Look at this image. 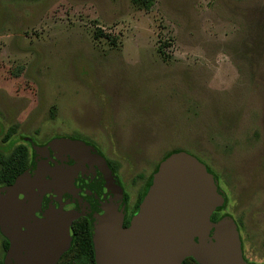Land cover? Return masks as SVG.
<instances>
[{
    "label": "rangeland",
    "instance_id": "374dc122",
    "mask_svg": "<svg viewBox=\"0 0 264 264\" xmlns=\"http://www.w3.org/2000/svg\"><path fill=\"white\" fill-rule=\"evenodd\" d=\"M58 136L114 162L130 205L169 152L198 156L264 264V0H0V147Z\"/></svg>",
    "mask_w": 264,
    "mask_h": 264
},
{
    "label": "water",
    "instance_id": "95a60500",
    "mask_svg": "<svg viewBox=\"0 0 264 264\" xmlns=\"http://www.w3.org/2000/svg\"><path fill=\"white\" fill-rule=\"evenodd\" d=\"M27 140L31 164L0 187V228L10 242L4 264H58L81 217L91 224L96 264H182L188 257L255 264L244 257L234 218L213 220L226 195L194 154L175 150L160 162L125 226V192L102 153L75 137Z\"/></svg>",
    "mask_w": 264,
    "mask_h": 264
},
{
    "label": "trees",
    "instance_id": "16d2710c",
    "mask_svg": "<svg viewBox=\"0 0 264 264\" xmlns=\"http://www.w3.org/2000/svg\"><path fill=\"white\" fill-rule=\"evenodd\" d=\"M134 1L135 2H141V1H145V0H134ZM15 131H16L15 128H11L9 130V132L6 134V136L4 137V140H8L15 133ZM83 141H85V140H83ZM87 143H89V142H87ZM175 150H181V149H175ZM175 150H173V151H175ZM97 152L102 153L99 149H97ZM171 152H169V153H171ZM167 155H165L163 157V159L166 158ZM32 159H33L32 145L28 142L26 144L21 143L18 145H13V147L11 146V148L7 149V150L0 147V187L13 183L15 181V179L17 178V176L19 174H21L26 168L29 167V165L32 162ZM106 161L108 163V166L113 171V173L116 174V176H117V173H116V171L118 169L117 165L114 162L109 161L108 159H106ZM159 164H160V162H159ZM158 165H157V167H158ZM218 180H219V186L225 192L226 202H225V205L221 209H218L213 213L212 218L214 221H218V220H220L226 216L233 217L235 220L236 229L240 233V237H241L243 249H244L245 248V239H244V236L242 233L241 223L228 210V206L230 204V198L228 197V194H227L225 188L222 187L219 177H218ZM148 190H149V184L147 183L145 185L144 189L142 190L140 196H139L138 202L136 204V209H139L140 203L142 202L144 196L147 194ZM124 195H125V200L127 202L128 201V195L126 193ZM73 227H74V234H73L72 246L63 255V257L61 258V260L59 261L58 264H60L62 259L67 254H70L76 248H79L80 246L82 248L83 253L87 254L91 258L93 264H96L94 243L92 240L91 224H90L89 219L87 217H81L78 220L74 221ZM0 235L2 236V246L4 249V255L0 258V264H4V257H5V254L9 248V246H10V242L7 239V237L2 233L1 228H0ZM245 259L247 260V258H245ZM188 260H192L195 264H199L196 261V259L193 257L186 258L182 264H186ZM247 261H249V260H247ZM252 263H255V262H252ZM255 264H258V263H255Z\"/></svg>",
    "mask_w": 264,
    "mask_h": 264
},
{
    "label": "flooded vegetation",
    "instance_id": "af4514ba",
    "mask_svg": "<svg viewBox=\"0 0 264 264\" xmlns=\"http://www.w3.org/2000/svg\"><path fill=\"white\" fill-rule=\"evenodd\" d=\"M27 138H31V137H25V139H26V141L28 142V143H30L31 145H32V143L30 142V141H28L27 140ZM35 143H37V144H40V145H43V144H46L48 141H46V142H44V143H38V142H36L35 141V139H33V138H31ZM51 140V139H50ZM81 140H83V139H81ZM198 157V156H197ZM201 159V158H200ZM202 160V159H201ZM161 162V161H160ZM155 170V169H154ZM154 172V171H153ZM152 172V173H153ZM152 173L149 175V177L147 178V180H146V183H145V185L148 183V181H149V178H150V176L152 175ZM120 180V179H119ZM121 182V181H120ZM122 184V183H121ZM145 185H144V187H145ZM122 187H123V185H122ZM124 189V188H123ZM144 189V188H143ZM125 192V191H124ZM126 193V192H125ZM127 194V193H126ZM128 195V194H127ZM137 202H138V200H137ZM137 202L135 203V204H133V205H130V203H129V196H128V201H127V212H126V216H125V226H128L129 224H130V222H131V219H132V217H133V215H135L137 212H138V210L139 209H136V204H137ZM243 251H244V257L245 258H247V260H249L248 259V257H247V255H246V248H244L243 249ZM249 262H252V261H250L249 260Z\"/></svg>",
    "mask_w": 264,
    "mask_h": 264
}]
</instances>
